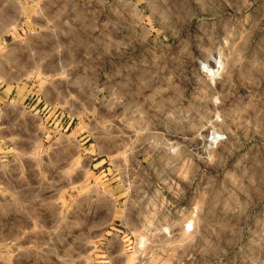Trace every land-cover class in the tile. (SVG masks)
Listing matches in <instances>:
<instances>
[{"label":"rangeland","instance_id":"rangeland-1","mask_svg":"<svg viewBox=\"0 0 264 264\" xmlns=\"http://www.w3.org/2000/svg\"><path fill=\"white\" fill-rule=\"evenodd\" d=\"M0 264H264V0H0Z\"/></svg>","mask_w":264,"mask_h":264},{"label":"built area","instance_id":"built-area-1","mask_svg":"<svg viewBox=\"0 0 264 264\" xmlns=\"http://www.w3.org/2000/svg\"><path fill=\"white\" fill-rule=\"evenodd\" d=\"M216 69V65L212 63V65H209L207 63H204L201 65L200 67V74L205 76V77H210L213 76V74H215V70ZM223 140L222 137H217L215 142H221Z\"/></svg>","mask_w":264,"mask_h":264}]
</instances>
